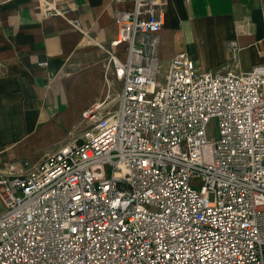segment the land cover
<instances>
[{"label": "built area", "instance_id": "2783aa9c", "mask_svg": "<svg viewBox=\"0 0 264 264\" xmlns=\"http://www.w3.org/2000/svg\"><path fill=\"white\" fill-rule=\"evenodd\" d=\"M114 19L120 91L38 165L0 170V264H264V65L201 70L185 50L161 63L155 0Z\"/></svg>", "mask_w": 264, "mask_h": 264}, {"label": "crops", "instance_id": "0c3cea01", "mask_svg": "<svg viewBox=\"0 0 264 264\" xmlns=\"http://www.w3.org/2000/svg\"><path fill=\"white\" fill-rule=\"evenodd\" d=\"M43 1L0 0V170L11 162L24 170L38 165L84 110L121 88L105 64L117 35L114 12L132 0H47L68 7L65 15L46 14ZM155 1L164 8L161 63L185 50L201 70L264 65V0Z\"/></svg>", "mask_w": 264, "mask_h": 264}, {"label": "rangeland", "instance_id": "374dc122", "mask_svg": "<svg viewBox=\"0 0 264 264\" xmlns=\"http://www.w3.org/2000/svg\"><path fill=\"white\" fill-rule=\"evenodd\" d=\"M162 74H165V67L162 69ZM216 131V122L214 120H211V122L208 125V133L209 135L215 134Z\"/></svg>", "mask_w": 264, "mask_h": 264}]
</instances>
